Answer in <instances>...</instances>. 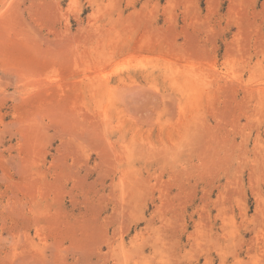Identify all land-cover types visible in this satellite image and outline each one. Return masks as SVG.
I'll list each match as a JSON object with an SVG mask.
<instances>
[{
	"label": "rangeland",
	"instance_id": "obj_1",
	"mask_svg": "<svg viewBox=\"0 0 264 264\" xmlns=\"http://www.w3.org/2000/svg\"><path fill=\"white\" fill-rule=\"evenodd\" d=\"M0 264H264V0H0Z\"/></svg>",
	"mask_w": 264,
	"mask_h": 264
},
{
	"label": "bare ground",
	"instance_id": "obj_2",
	"mask_svg": "<svg viewBox=\"0 0 264 264\" xmlns=\"http://www.w3.org/2000/svg\"><path fill=\"white\" fill-rule=\"evenodd\" d=\"M193 76V75H192ZM197 77V76H196ZM198 85V84H197Z\"/></svg>",
	"mask_w": 264,
	"mask_h": 264
}]
</instances>
